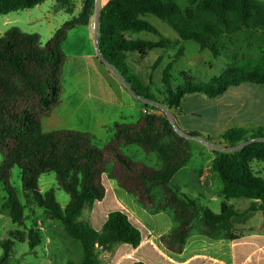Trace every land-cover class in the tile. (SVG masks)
Wrapping results in <instances>:
<instances>
[{
  "label": "trees",
  "instance_id": "1",
  "mask_svg": "<svg viewBox=\"0 0 264 264\" xmlns=\"http://www.w3.org/2000/svg\"><path fill=\"white\" fill-rule=\"evenodd\" d=\"M47 0H0V16L32 9ZM58 9L75 12V0H54ZM109 0L99 10L98 47L107 63L145 106L158 101L150 87L132 75L129 56L145 58L154 49L179 46L162 71L164 103L169 109L181 108L191 94L217 98L227 89L243 83L264 85V0ZM78 18L59 28L45 44L37 33H25L18 27L0 34V189L5 202L0 212L6 213L19 228L9 232L1 242L4 250L1 264H7L15 242H27L30 250L43 243L42 229L27 226L25 210L37 205L50 219L60 221L66 234L82 247V257L66 264H103L99 249L104 246L115 255L109 264H172L150 243V231L117 200L110 185L107 167L112 175L137 202L151 210L152 192L163 189L164 206L179 225L163 237L167 248L181 252L194 221L202 219L211 238L223 236L233 243L236 264H264V236L244 238L235 225L243 224L256 212H264V127L234 126L217 136L224 150L214 149L210 172L222 182L224 198L216 214L198 200L172 184L173 177L192 157L200 132L179 134L162 114L143 113L135 124H116L114 138L103 149L93 143L87 132L58 129L45 132L42 118L48 117L60 104L61 76L66 61L62 43L66 31L77 24L88 25L96 0H82ZM155 16L177 34L164 36L146 17ZM150 33L156 39L135 38L136 33ZM186 41H194L202 50L218 58L226 51L234 53L223 72L204 83L190 78L174 89L172 69L183 56ZM253 51L255 53H253ZM158 57L155 66L161 62ZM217 139V138H216ZM206 140H210L207 138ZM137 145L154 153L161 165L150 168L134 161L122 151L123 146ZM263 164V165H261ZM16 166L22 184L25 204L10 182ZM54 173L58 187L68 196L62 206L55 191L42 192L40 177ZM251 200L243 211L229 204L231 199ZM89 209V219H84ZM130 255V256H129ZM129 256V257H128ZM188 264H218L194 259Z\"/></svg>",
  "mask_w": 264,
  "mask_h": 264
},
{
  "label": "rangeland",
  "instance_id": "2",
  "mask_svg": "<svg viewBox=\"0 0 264 264\" xmlns=\"http://www.w3.org/2000/svg\"><path fill=\"white\" fill-rule=\"evenodd\" d=\"M179 3L183 6L186 4L184 0H179ZM54 5H56L54 0H47L32 9L19 10L9 15L0 16V34L2 35L11 27H18L22 32L39 34L41 42L45 45L52 37L51 31H53L52 27H48L46 18L52 14L51 25L60 28L63 17L67 15L65 13L57 14L54 11ZM95 12L96 8L94 14L90 17L89 23L95 21ZM146 19L164 36L177 38L174 30L155 16L149 15ZM138 36H142L141 38L144 39H156L153 34L145 32L138 34ZM88 38L87 30L83 28L73 30L69 28L66 31V41L63 44L66 61L61 76L60 104L50 116L42 118L43 130L48 132L69 129L87 132L93 136L94 145L103 149L114 138V126L116 124H135L143 116L145 109L151 114L167 116L174 129L183 135L184 131L178 121L179 112L166 106L162 87V71L174 59L179 46L167 50L154 49L143 59H140L135 53L130 54L129 67L131 74L139 76L150 87L152 96L158 101L157 103H150L147 107L144 100L132 94L133 92L119 74L99 58L93 42V35L91 34L92 40ZM181 45L184 47V54L177 60L172 69L174 89L185 82L186 78H190L195 83L207 82L210 78L220 75L228 67L232 62L234 53L239 51V55H242V53L247 52L245 48L232 49V51H226L215 58L208 50H202L199 44L194 41H186ZM253 53L255 52L253 51ZM158 57H161L162 60L155 66ZM189 103L188 101L185 106L186 109L190 108ZM187 119L192 126L203 130L198 131L202 134V138L197 139L194 143L191 159L172 179V184L179 186L183 193L197 199L199 204L209 207L214 213L218 214L221 212V205L224 200L222 196L216 194L219 189L218 182H215V180H212L211 183L207 181L208 185L204 187L195 179V171L201 168V172H204V168L211 164L212 151L214 149L224 150V146L217 137L219 136L216 133L217 128L210 121V117L192 118L188 116ZM207 138H210V140H206ZM122 151L134 161L150 168L158 169L161 165L154 153H148L137 145L123 146ZM2 160L3 156L0 153V163ZM263 167L264 165L256 166V169L262 170ZM112 170L113 164L110 163L106 173L110 181L114 183V194L118 201L149 229H159L163 226L162 220L157 221L156 216L153 217L146 212V210L158 211L159 208L164 206L162 187L157 186L154 188L152 192V209L149 210L145 207L146 210H144V206L142 207L137 203L132 195L127 194L123 188L115 184L118 181L112 175ZM10 182L21 202L25 204L19 170L16 166L11 169ZM40 189L42 192L55 191L56 198L62 206H66L69 202V196L58 187L54 173L41 175ZM123 193H126L124 194L126 195L125 198L122 196ZM5 198L6 193L1 188L0 207L5 202ZM229 203L236 209L243 210L248 206V199H231ZM140 212L148 216L150 223L140 217ZM89 215L90 210L87 209L83 218L89 219ZM25 216H27V226L36 225L42 229L43 243L33 253L27 242H15L7 264H40L39 261L43 259L45 253H50V257L48 255L49 258L44 259L41 264H66L68 260L80 261L82 257L81 243L74 241L66 234L60 221L50 219L35 204L28 205ZM195 221H197L196 228L201 227L200 221L204 225L200 218ZM235 226L241 227L242 225L236 224ZM17 229L21 228L14 224L6 213L0 212V264L4 252L1 242L9 238V232ZM116 250L117 247L114 251H107L106 248L99 249V256L103 264L111 262Z\"/></svg>",
  "mask_w": 264,
  "mask_h": 264
},
{
  "label": "crops",
  "instance_id": "3",
  "mask_svg": "<svg viewBox=\"0 0 264 264\" xmlns=\"http://www.w3.org/2000/svg\"><path fill=\"white\" fill-rule=\"evenodd\" d=\"M108 1L109 0H96V6L101 8ZM75 3H76V8L73 14H68L64 10L58 9L57 4L54 5V11L57 14H62V13L67 14L65 17H63L62 20L63 22L61 24L62 26L66 22L73 19L74 17L75 18L79 17V14L83 9V2L82 0H80L77 2L75 1ZM52 18L53 15L50 14L46 19L48 21V27H52L53 29V31L50 30L51 35L53 36L59 28H55L56 26L51 25L50 20ZM75 28L86 29L88 33V37L90 38V40H92L90 33V25L87 26V25L77 24L70 29L73 30ZM138 34L140 33L133 34V37L141 38L142 36L140 37L138 36ZM65 41H66V36L62 43L63 51H64L63 44ZM93 42L97 50L95 37L93 38ZM188 101L190 102L189 103L190 108L186 109L185 106L188 103ZM176 110L179 112V116H178L179 124L185 133L203 131L201 128L192 126L187 119L188 116H191L192 118L210 117L211 118L210 121L217 128L216 133L218 135H220L225 130L234 126L247 127V128L251 126L264 127V85L243 83L238 86L230 87L229 89L226 90V92L223 95L217 98H208L207 96L202 94H191L185 98L181 108ZM212 159L213 157L210 159L211 162ZM210 168H211V164L208 165L206 168H204V172H201V168L199 170H196L195 179L198 182H200L204 187L208 185L207 181L211 183L212 180H215V182H218V187H219V189L216 191V194L220 195L219 193L222 189L221 179L216 174H212L210 172ZM206 170H208V172H206ZM109 182L113 189L114 183H112L110 179ZM115 184L121 187L119 183L115 182ZM126 193L130 194L127 191ZM126 193L122 194L123 198H125L126 195L124 194ZM250 203L251 200H248V206L243 208V210L247 209ZM143 209L146 210L145 207H143ZM146 212L152 215L153 217L156 216L155 219L157 221L158 220L163 221V226H161L159 229L158 228L149 229L138 219L150 231V239H149L150 243L159 252V254H161L165 259L170 261L172 264H188L197 258L211 261V263L236 264L234 251H233V243L230 240L224 238L223 236H220L218 238L209 237L207 234V229L204 225H202L201 221H200L201 227L198 228L195 227L197 221H194L191 230L188 234V237L186 239L185 246L181 252H173L169 250L163 241V237L169 234L171 231H173L179 225V222L169 211L154 212V211L146 210ZM140 217L143 218L147 223H150V219H148V216L145 215V213L144 214L141 213ZM241 225H242L241 227L235 226V228L237 233L244 238L252 237V236H264V212L261 211L256 212L251 218H249L245 223ZM31 252L34 253L36 251L31 250ZM258 252L264 254V248L259 247ZM48 255L50 257V253L48 254L45 253L43 259L39 261L40 264L43 262L44 259L46 260L47 258H49ZM123 258L118 260L116 264H119V262ZM240 261H241L240 264H245L248 261V258H245L244 260H240Z\"/></svg>",
  "mask_w": 264,
  "mask_h": 264
},
{
  "label": "water",
  "instance_id": "4",
  "mask_svg": "<svg viewBox=\"0 0 264 264\" xmlns=\"http://www.w3.org/2000/svg\"><path fill=\"white\" fill-rule=\"evenodd\" d=\"M99 10L100 8L98 6H96V12H95V28H96V37H95V42H96V45H97V51H98V55H99V58L105 63L107 64L109 67L110 65L107 63V61L103 58L100 50H99V47H98V23H99ZM137 97V96H136ZM139 98V97H137ZM140 99V98H139ZM105 247L103 246L102 249H104Z\"/></svg>",
  "mask_w": 264,
  "mask_h": 264
},
{
  "label": "built area",
  "instance_id": "5",
  "mask_svg": "<svg viewBox=\"0 0 264 264\" xmlns=\"http://www.w3.org/2000/svg\"><path fill=\"white\" fill-rule=\"evenodd\" d=\"M90 33L93 35V38L96 37L95 21L90 24ZM143 113H149V112L144 109Z\"/></svg>",
  "mask_w": 264,
  "mask_h": 264
}]
</instances>
